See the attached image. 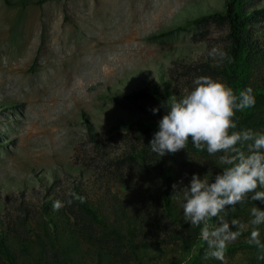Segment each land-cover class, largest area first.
<instances>
[{"label":"rangeland","instance_id":"rangeland-1","mask_svg":"<svg viewBox=\"0 0 264 264\" xmlns=\"http://www.w3.org/2000/svg\"><path fill=\"white\" fill-rule=\"evenodd\" d=\"M39 1L0 0V209L58 179L108 176L113 155L89 137L114 155L137 140L128 114L138 108L126 97L138 81L171 71L185 90L184 67L226 43L225 26L191 24L222 11L224 0ZM256 23L262 38L264 19ZM177 26L183 30L151 37ZM244 255L203 264H242Z\"/></svg>","mask_w":264,"mask_h":264},{"label":"trees","instance_id":"trees-1","mask_svg":"<svg viewBox=\"0 0 264 264\" xmlns=\"http://www.w3.org/2000/svg\"><path fill=\"white\" fill-rule=\"evenodd\" d=\"M47 1L52 0L38 4ZM258 3L224 0L222 11L191 21L196 25L211 20L225 26L226 43L221 50L227 58L220 61L209 56L211 50L206 51L203 60L184 67L191 72L184 84L191 90L193 79L203 75L227 84L237 94L251 87L255 106L237 112L234 119L239 129L264 132V36L259 38L256 30L257 20L264 19V7ZM182 30L177 26L151 37ZM138 82L126 97L138 108L127 113L139 132L137 140L125 141L114 155L104 152L106 141L91 135L95 147L106 156L113 155L108 176L84 180L78 175L69 183L58 179L44 185L40 196L21 193L10 209H0V264H160L172 260L174 264H203L207 246L199 238V228L185 223L179 200L172 197V185L182 180L181 187L187 186L193 174L203 178L210 172L207 179L211 180L223 165L218 163L219 154L195 149L191 137L187 147L175 154L160 157L153 153L149 143L167 111L166 101L172 95L179 98L185 90L171 71L158 70L156 77ZM157 107L160 111L154 115L151 109ZM71 193L85 197V202ZM67 199L73 200L70 206L53 211L55 200ZM253 206L264 210V202L249 199L235 209L228 208L229 220L249 224ZM251 228L249 224L225 254L232 257L243 251L242 264H264L259 258L264 252L247 242ZM259 232L264 243V225ZM196 243L204 244L192 255L190 248Z\"/></svg>","mask_w":264,"mask_h":264},{"label":"clouds","instance_id":"clouds-1","mask_svg":"<svg viewBox=\"0 0 264 264\" xmlns=\"http://www.w3.org/2000/svg\"><path fill=\"white\" fill-rule=\"evenodd\" d=\"M209 56L223 61L227 53L214 47ZM253 89L247 87L235 93L227 84L210 76H198L192 89H185L179 98L172 95L166 101L167 111L159 120V130L149 143L151 151L160 157L184 150L191 137L193 147L218 155L222 172L207 179L193 174L187 186L181 180L173 184V192L183 210L185 223L199 228V238L207 245L204 259L223 261L227 246L252 226L249 245L264 252L259 226L264 225V210L253 206L249 224L232 218L228 208L235 209L247 200L264 202V132L251 128L239 129L234 119L237 112L255 106ZM164 108V105L161 104ZM155 115L160 108L151 109ZM259 189V190H258ZM249 194H251L249 196ZM80 203L85 197L71 193ZM72 199L55 200L53 211H59ZM215 221V222H212ZM236 230L233 231L232 228ZM264 259V256H260Z\"/></svg>","mask_w":264,"mask_h":264},{"label":"bare ground","instance_id":"bare-ground-1","mask_svg":"<svg viewBox=\"0 0 264 264\" xmlns=\"http://www.w3.org/2000/svg\"><path fill=\"white\" fill-rule=\"evenodd\" d=\"M15 62V61H14ZM9 62H8V60H7V62H6V64H5V66H7V64H8ZM8 66H10V65H8ZM14 66L16 67L17 65L16 64H14V65H12L10 68H14ZM31 90V89H30ZM25 94H29L27 91L25 92ZM31 94H35L33 91H32V93Z\"/></svg>","mask_w":264,"mask_h":264}]
</instances>
